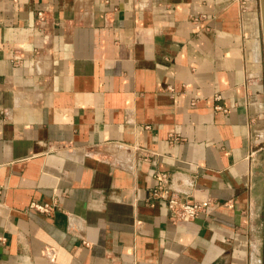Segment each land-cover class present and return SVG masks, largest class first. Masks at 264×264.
Segmentation results:
<instances>
[{
	"label": "crops",
	"instance_id": "1",
	"mask_svg": "<svg viewBox=\"0 0 264 264\" xmlns=\"http://www.w3.org/2000/svg\"><path fill=\"white\" fill-rule=\"evenodd\" d=\"M263 56L262 0H0V264H264Z\"/></svg>",
	"mask_w": 264,
	"mask_h": 264
},
{
	"label": "built area",
	"instance_id": "2",
	"mask_svg": "<svg viewBox=\"0 0 264 264\" xmlns=\"http://www.w3.org/2000/svg\"><path fill=\"white\" fill-rule=\"evenodd\" d=\"M42 17V12H39ZM220 95L217 99H220ZM156 185L151 189L149 200L163 201L171 214L174 223H188L199 215L206 213L210 199H193L190 201L188 193L181 192L174 186L173 179L167 173H157ZM30 207L42 213H50L52 207L49 204L32 203Z\"/></svg>",
	"mask_w": 264,
	"mask_h": 264
},
{
	"label": "water",
	"instance_id": "3",
	"mask_svg": "<svg viewBox=\"0 0 264 264\" xmlns=\"http://www.w3.org/2000/svg\"><path fill=\"white\" fill-rule=\"evenodd\" d=\"M262 12H263V30H264V2L262 0Z\"/></svg>",
	"mask_w": 264,
	"mask_h": 264
},
{
	"label": "rangeland",
	"instance_id": "4",
	"mask_svg": "<svg viewBox=\"0 0 264 264\" xmlns=\"http://www.w3.org/2000/svg\"><path fill=\"white\" fill-rule=\"evenodd\" d=\"M264 57V56H263Z\"/></svg>",
	"mask_w": 264,
	"mask_h": 264
}]
</instances>
